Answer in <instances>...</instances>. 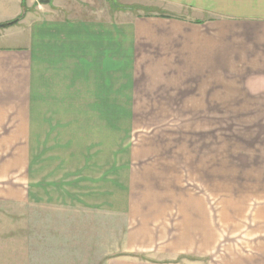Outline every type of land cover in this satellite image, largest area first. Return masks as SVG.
Instances as JSON below:
<instances>
[{"label": "crops", "instance_id": "obj_1", "mask_svg": "<svg viewBox=\"0 0 264 264\" xmlns=\"http://www.w3.org/2000/svg\"><path fill=\"white\" fill-rule=\"evenodd\" d=\"M26 1L0 0V12L6 15L0 23L26 13L8 35H0L2 120L11 104L16 110L33 109L50 78L45 93L65 94L61 109L71 107L73 94L77 99L86 92L72 88L82 86L83 78H97V84L116 89L121 84L142 88L127 101L135 99L138 105L128 108L138 109L154 108L148 107V70L210 79L208 86H216L217 79L237 86L231 79L264 78V0H116L128 12L138 7L146 13L148 8L168 12L138 16L129 23L121 21V13H116V21L84 18L90 13L80 11L79 0L43 5L30 0L27 6ZM64 86L68 91L61 90ZM168 92L155 93L164 96L152 102L166 100ZM150 171L139 178L132 174L127 183L116 175L108 190L94 191L101 199L54 200L55 206L53 201H31L37 207L49 204V210L23 216L27 230L17 231L13 257L1 254L0 264H264V240L247 254L217 261V246L223 230L233 226L232 218L221 213L226 219H220L218 227L202 200L184 192L170 196L155 178L145 182L153 177ZM256 214L264 228V208ZM18 227L21 230L19 222Z\"/></svg>", "mask_w": 264, "mask_h": 264}, {"label": "rangeland", "instance_id": "obj_2", "mask_svg": "<svg viewBox=\"0 0 264 264\" xmlns=\"http://www.w3.org/2000/svg\"><path fill=\"white\" fill-rule=\"evenodd\" d=\"M25 3L30 5V0ZM77 3L80 11L90 13L83 14L89 20L113 21L121 13V21L129 23L138 16L168 13L157 7L148 8V13L140 7L128 12L116 0ZM1 16L6 15L0 12ZM19 23L0 29V35H8L10 27ZM159 73L161 78L153 76ZM169 74L173 72L148 70V107L154 108H128L138 105L135 99L127 101L142 88L121 84L116 89L97 84V78H83L82 86L72 87L86 92L77 99L73 94L66 109L59 108L66 105L61 102L65 94L45 93L51 78L46 79L33 109L9 105L8 117L0 119V259L1 254L13 257L17 231L28 226L23 216L40 208L49 210V204L37 207L31 201H53L55 206L54 200L101 199V193L94 191L108 190L116 175L127 183L132 174L139 178L148 169L153 177L145 182L155 178L170 196L184 192L202 200L218 227L220 219H226L221 213L232 218L233 226L223 230L217 246V261L247 254L264 240L256 214L264 208V78L231 79L237 86L230 85L229 79H217L216 86H208L210 79ZM166 91V100L152 102L164 96L155 93ZM109 96L122 99L103 100ZM154 256L148 253V258Z\"/></svg>", "mask_w": 264, "mask_h": 264}, {"label": "water", "instance_id": "obj_3", "mask_svg": "<svg viewBox=\"0 0 264 264\" xmlns=\"http://www.w3.org/2000/svg\"><path fill=\"white\" fill-rule=\"evenodd\" d=\"M50 1H51V0H43L42 2H43L44 4H49ZM14 24H15V23L6 24V25H0V29L7 28V27L12 26V25H14Z\"/></svg>", "mask_w": 264, "mask_h": 264}, {"label": "trees", "instance_id": "obj_4", "mask_svg": "<svg viewBox=\"0 0 264 264\" xmlns=\"http://www.w3.org/2000/svg\"><path fill=\"white\" fill-rule=\"evenodd\" d=\"M19 21H21V19L16 20V22H14V23L16 24V23H18ZM15 24H14V25H15Z\"/></svg>", "mask_w": 264, "mask_h": 264}]
</instances>
